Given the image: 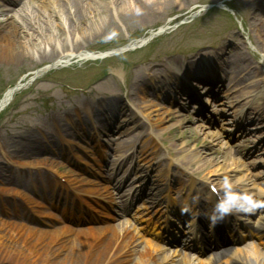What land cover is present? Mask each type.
I'll list each match as a JSON object with an SVG mask.
<instances>
[{"label":"rangeland","instance_id":"rangeland-1","mask_svg":"<svg viewBox=\"0 0 264 264\" xmlns=\"http://www.w3.org/2000/svg\"><path fill=\"white\" fill-rule=\"evenodd\" d=\"M24 2L28 3L27 9L38 14V10L48 11L52 7L50 0H24ZM120 2L121 0L117 4L118 15L122 11L127 12L123 10L126 6L120 5ZM157 2L150 19L143 23L128 18L127 15L117 19L108 17L110 20L108 28L91 39L86 48L79 51L77 55L79 57L72 62L59 63L51 60L43 63H33V61L26 63L21 57L12 61L0 58V97L7 88L14 86L21 79L23 84V87L14 93L10 103L0 112V252L5 250L8 253L7 260L3 258L0 264H14L12 260L21 259L28 264H39L40 259L51 255L55 249L54 244L50 243V238H53L51 234L59 236L64 232L70 242H78L76 239L81 238L79 234L70 233L66 227L53 228L47 223L49 221L46 222L50 216L46 217V220L40 218L50 214L41 202L42 194L49 193L54 180L68 184L78 193L85 194V191H88L94 196L107 189L105 180L100 184L91 178L82 177L74 167L77 165L81 167L82 164L84 167L93 168L94 175L98 174L95 164L98 165L99 162L93 151L97 146L96 143L99 141L102 145L105 143L112 147L119 145L125 147L128 138L135 134L136 127L131 121L123 125L119 121L131 112L141 111L150 114L151 133L157 140L156 148L162 155V165L169 160L173 165L179 166L182 160L177 152L181 153V149L187 148L186 150H190L187 151L189 153L192 149L209 146L211 142L204 134L220 133L221 129L226 128L225 124L220 123L218 128L220 131L212 132L206 125L197 122L198 126L203 127L199 135L192 134L193 138L186 139L187 143L184 144L182 140H177L176 131L182 125L185 124L191 129L195 123H191L194 117L188 113L187 108L181 112L188 119V123L183 117H177L180 113L173 107V100L184 104L185 107L189 106L186 104V99L173 90L171 87L173 84L166 88L168 91L166 98L158 100L156 96L150 94L143 100L142 107H138L136 102L131 100V96H127V93L132 92V88L135 89L136 77L140 74L144 77L143 73H147V69L153 68L156 64L178 61L185 62L186 67L193 69L191 73L190 70L187 73L196 76L198 71L194 69L195 64H201L203 56H207V53H203L220 50L224 53L220 56L223 58L218 60L217 70L220 77L228 84L222 94L225 93L231 98L227 99L228 101H233L230 113H238L246 107L249 109L251 106H257L258 100L253 97L255 90L251 89V86L259 83V78L244 83L231 67L225 69L223 60L231 59L232 56L229 57L228 54L234 55L241 49L253 67L264 73L262 63L264 50L249 43L248 37L251 41L253 33L249 32L250 28L247 26L250 13H258L259 5L263 4L264 0H255L256 7L249 6L246 0H158ZM1 5L2 0H0V11L4 10V6ZM7 15L8 20L0 14V30H5L11 23L9 18L12 13ZM259 16L264 19V12ZM48 18L51 21L54 19L51 15ZM160 28L162 32H159ZM143 38H147V41L136 45ZM107 52L113 53L103 59H86L91 55ZM204 59L209 60L206 57ZM190 60H195L196 63L193 64L189 62ZM178 65H175L176 68ZM167 76V80L171 78ZM182 76L189 80L187 76ZM145 80L149 81V77L145 76ZM197 91L205 92L203 89ZM159 101L162 104L160 107H166L177 116L176 114L161 116L159 113L162 109L157 113L155 110H159ZM99 102L118 104L122 112L119 113L116 121L113 119L105 123V128L97 132V136H85L80 128L85 126L86 121L80 123L79 117L85 120L88 114L84 106L91 105V109L95 110L101 104L98 105ZM146 104H148L147 109L144 107ZM123 110H126L127 114ZM134 116L137 124H144L146 129L149 128L141 115L134 114ZM86 127H88L87 133H94L90 131L89 124H86ZM126 129L129 131L124 134ZM249 129L251 131L247 138L249 142L247 147L252 146L251 142L254 143L264 137V125L261 122H252ZM218 141L222 140L218 138ZM216 143L217 141L213 146L218 152V158L232 161L219 157L225 155L227 150L218 149ZM170 147L176 151L175 155L170 154ZM263 150L264 147L260 152ZM110 153L112 155L113 151ZM203 155L196 166H179L178 170L194 172L196 177L210 180L207 175L196 173L195 168L203 165L206 158L216 155L211 152ZM215 168L214 166L211 170L215 171L216 177L221 174V170ZM230 179L227 180V185L230 184V188L237 187L238 182L233 183L234 181ZM220 182L214 184L219 185ZM219 186L226 188L225 184ZM26 210L38 215L36 221L42 220L44 225L30 224L31 222L29 223V220L24 219L22 215ZM161 215L162 213L159 212L156 216ZM122 227L116 226L117 229ZM93 230L97 229L86 232H94ZM102 234L108 236L111 230H106ZM139 243L142 247L146 244L141 238ZM61 246H63L61 253L53 261L57 260V257L59 259L63 257L65 261L64 256L67 255L69 244L64 242ZM19 262L22 264V261Z\"/></svg>","mask_w":264,"mask_h":264},{"label":"bare ground","instance_id":"bare-ground-1","mask_svg":"<svg viewBox=\"0 0 264 264\" xmlns=\"http://www.w3.org/2000/svg\"><path fill=\"white\" fill-rule=\"evenodd\" d=\"M50 1V3L52 4L51 9L41 12L38 10L40 14L39 15L38 13L27 9L26 6L28 3L24 2V0H15L14 2H12V0H2L1 7L6 6L8 8L6 10L0 11V14L4 17H7L6 12H8L12 13V16L9 18L11 23H9L8 28H6L5 30H0V58L12 61L18 57H21V60L26 63H31L32 61L33 63H43L51 60L59 63L72 62L79 57L77 56L79 51L83 48H86V45L91 39L99 36L103 30L108 28L110 22L108 17H116L117 19L119 17L122 18L123 16L127 15L128 18L130 17L133 20H138L139 22L143 23L150 19L154 8L158 3V0H155L157 3L155 1L151 2L150 0H121L119 4L122 6H126L123 10L127 12L123 13L124 11H122L123 14L119 13L118 15V13L116 12L117 8H119V6H117L119 0ZM246 2L247 4H249V6L254 5V7H256L255 0H246ZM262 12H264V3L259 5L258 13H250L247 26H249L250 28L249 32L253 33V38L251 41L250 37H248L249 43L251 42L253 45H255L256 48L264 50V19H261L259 16ZM50 15L54 17L52 21L48 18ZM162 31V28H160L159 32ZM247 36L249 35L247 34ZM145 39H140L136 43V45L146 42L147 38ZM239 51V53L236 52L234 55L228 54L229 57L232 56L231 59L223 60L225 69L231 67L236 76H240L241 80H243L244 83H250V81H252V79L256 77L259 78V83L257 82L251 86V89L255 90L254 97L256 98V100H258L257 107L249 108L247 110V115L252 121L261 122L264 125V73L260 69L253 67L252 63L248 61L246 55L243 51H241V49H239ZM246 52L248 53L247 49ZM206 53L209 60L206 61L203 56V61L205 60L206 62L202 63L210 62L211 69L212 67L215 69L217 66H219L218 60H220V58H223L220 56H223L224 52L222 53L220 52V50H214V53L209 51H207ZM98 58L102 57H94V55H91V57H86V59L91 60H97ZM86 59H83V61H88ZM189 62H192L193 64L196 63L195 60H190ZM181 63L185 65V62H164L161 64H156L153 68L147 69V73H143L144 77L141 74V76L138 75L136 77L137 80H140V82H137V80L135 81V89L132 88V92H129V94L127 93V96H131V100L135 101L136 103H134L138 107H142L143 100H145V97L149 95V90L147 87L148 82L149 88L154 90V92H156V95L162 98L164 91H166V87L165 84H163L164 80H162L161 78H166V75H168L167 77H173L174 74H172V71H174V69L176 68L175 65H180ZM262 63L264 67V58L262 59ZM185 70L186 68L183 71L184 76H186V71L188 70V68L186 71ZM207 74L209 75L207 76L204 74L205 79L213 76L214 71H210ZM145 76L149 77V81L145 80ZM21 83L22 79L20 82H18V84L20 85ZM175 83L179 82L176 81L171 84ZM144 84L146 85L143 86ZM183 87L184 84H175L174 86H172L175 92L182 90ZM14 93V90H12L11 88H7L2 93L0 97V111L3 107H6V105L12 100ZM259 101L263 103H260ZM100 103L102 106V111L100 113L104 117L106 116L102 121H100V124H103L105 119H114V121H116L118 119L119 113L122 112L121 106H119L118 104H106L103 102H99L98 104ZM106 106H108L107 109ZM147 106L148 104H146L144 107L146 108ZM84 107L86 108L85 112H87L88 114V121L93 123L95 121L93 119L95 115L94 109H91V105H85ZM160 110L161 112L164 110V112L161 113ZM155 111H157V113L160 112L159 114L161 116H164L166 114H176L171 113L164 106L160 107V105L159 110ZM123 112L127 114L126 110H123ZM133 113L135 115H141V118H144V121L149 128L146 129V126L144 124H137V121L134 119L135 116ZM133 113L131 112L128 115V118H122L123 121L121 120L120 122V124L123 125L126 124V122L131 121L136 127L135 134L131 135L127 140V144H125L127 146L128 144H131V148L136 149L135 155H132V159L134 158L138 160V162H143L149 166L154 164L155 173H157V170H159V172H161V176L164 175V177L167 178L168 175L174 171L173 166L170 167L171 162L168 160H166L164 166H161L163 158L159 152V149L156 148V139L154 137L155 135L153 136L151 133L152 126L150 123V114L148 115L141 111H138V113ZM177 117H183L184 119H186L184 114H178ZM241 117L246 118V116L244 115H241ZM83 119V117H79V122L82 123ZM183 121L184 120H182V122ZM192 122L195 123V125L191 129L184 124L179 128V130L176 131L177 140H182L183 144L185 142L187 143L186 139L193 138L192 134L199 135L201 133L200 129L203 127L198 126L197 121L195 120ZM186 123H188V119H186ZM54 125H56V123ZM56 127L61 130L58 126ZM93 129L96 132L87 133L88 127H82L83 134L85 135L87 133L88 136H92L98 132V127H96L94 124L93 128H90V131H94ZM128 131L129 129H126L124 131V134H126ZM59 133L60 131L58 132V134ZM204 135L208 138L209 142H212V144L219 137L218 133ZM115 147L111 146L109 148H113V150L115 151H121L124 149V147L121 146L117 147V149H115ZM207 148L208 150L214 152L213 148H209V146H207ZM186 149L187 148L181 149V153L177 152V155L179 154V156L181 157V164L193 167L196 166V164L200 160H202V156L204 157L203 154L208 152L206 151V148L205 151L199 148L195 150L192 149V152L187 153V151L190 150ZM169 150H171V155L176 154V151H173L172 147H170ZM149 166L147 167L149 168ZM214 166L216 167L215 169L218 170H227V175L225 172L223 174L224 176H231L229 172L231 171L229 167V161L218 158V156L206 158L203 165H199L195 169L197 173L207 175L208 178L214 179L217 182L219 181L218 178H220V176H214L215 171L211 170ZM174 182L177 183L179 188L186 189V192L185 194H183L181 200L182 203L184 202L185 206H192L191 198L195 202H201V199L199 198V189L201 188V190L205 192L204 188H202L201 185H195L192 179L187 178L185 174H182L180 172L177 180ZM222 184H225L224 180L222 181ZM194 189L195 191H193ZM227 191H229V189H224V192ZM206 199L208 201H211L212 197L208 196L206 197ZM44 216H51V214H45ZM257 223L259 230H263L264 218H259ZM93 231L94 232L81 231L79 233V236H81V238L76 239L78 242H70V239L66 238L64 232L59 236L51 234L50 236L53 238H50V243L52 245L54 244L55 249L51 255L46 256L44 259H40L39 264H194L192 262L190 263V261L184 257L175 262V260L170 259L167 255H160V253L157 252V250H155V248H153V246L151 245H149L148 247L147 245L144 247H139L140 244L135 239V236H133L132 233H129V228H124L123 231H120L113 227L111 230V234L108 236L103 235V237L101 235V232H104L105 229H97L96 231ZM96 232H98L99 234ZM261 234H264V232ZM72 238L73 236L71 237V239ZM64 242H67L69 244L67 255L64 256L65 261H63V257L61 259L57 257V260L53 261L55 257L61 253V250L63 248V246H61V243ZM217 243L219 244L218 241ZM234 253V255H231V257H235L234 259L227 257L223 260L220 257H212L207 259L205 262H199L198 264H264V260L260 262L258 260V253L256 251H252V249ZM6 256H8V253L5 250L3 252H0V260H2L3 258V260H7L6 258L8 257ZM12 261H14V264H21L19 261H22V264H28L23 259Z\"/></svg>","mask_w":264,"mask_h":264},{"label":"clouds","instance_id":"clouds-1","mask_svg":"<svg viewBox=\"0 0 264 264\" xmlns=\"http://www.w3.org/2000/svg\"><path fill=\"white\" fill-rule=\"evenodd\" d=\"M224 183L225 185H227V178L225 177L224 178ZM228 199L231 200V199H234L233 196L229 195L228 196ZM247 199V198H245ZM216 208L220 211H222L223 213L227 214V212L229 211V208L225 206L224 202H220L216 205ZM243 211H249L250 209H247V208H244V209H241ZM219 219H223V216H219V217H215L213 218V224H215L216 222H218Z\"/></svg>","mask_w":264,"mask_h":264},{"label":"water","instance_id":"water-1","mask_svg":"<svg viewBox=\"0 0 264 264\" xmlns=\"http://www.w3.org/2000/svg\"><path fill=\"white\" fill-rule=\"evenodd\" d=\"M18 87V85H16L15 87H13L12 89L15 90Z\"/></svg>","mask_w":264,"mask_h":264}]
</instances>
